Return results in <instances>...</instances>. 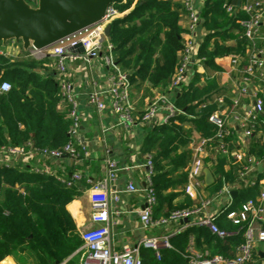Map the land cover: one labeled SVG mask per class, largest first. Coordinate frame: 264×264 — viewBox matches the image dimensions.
<instances>
[{
	"label": "trees",
	"instance_id": "1",
	"mask_svg": "<svg viewBox=\"0 0 264 264\" xmlns=\"http://www.w3.org/2000/svg\"><path fill=\"white\" fill-rule=\"evenodd\" d=\"M244 1L239 0L241 4ZM25 2L35 5V0ZM237 2L202 0L199 17L204 33L196 58L202 59L205 72H194L187 84L174 91L176 112L166 123L154 125L141 143L140 156L150 155L153 168V218L166 217L192 205L181 190L189 160L185 148L193 134L206 139L215 134L216 128L208 122L209 114L217 110L212 100L222 94L213 77L221 71L215 60L244 55L247 46L239 24L247 15ZM224 4L232 5L234 11L227 14ZM110 6L121 16L111 22L106 45L111 47L113 65L126 75L129 89L147 85L162 89L165 94L170 92V80L183 49L184 29L180 22L184 11L179 1L112 0ZM17 45L22 54L15 58L0 53V82L7 81L11 86L9 91L0 93V148L17 147L25 152L61 149L68 141L71 121L68 107L59 95L57 76L48 68L52 59H34L22 50L20 43ZM102 49V54L107 53L106 46ZM263 128L262 121L254 126L244 152L246 157L264 158V141L256 136ZM225 133L221 139H211L206 149L213 177L208 189L217 192L226 185L236 186L237 196L231 208L214 218L220 229L235 234L220 239L206 228L189 227L169 239L171 248L162 249L159 260L153 251L141 249V264H187L190 238L198 250L206 249L211 255L224 257H232L242 243L243 230L236 232L226 214L242 202L258 197L264 189V171L255 175L253 185L247 183L251 182V175L240 177L246 162H236L230 154L240 151L241 143L233 129L225 126ZM220 145L227 154L220 152ZM24 158L28 160L30 156ZM33 163L0 165V262L12 257L15 264H61L82 243L66 206L88 188L87 178L81 176L67 186L62 179H69L75 173L73 170L64 177L36 173ZM78 255L79 252L67 264L74 263ZM253 257L258 259L257 255Z\"/></svg>",
	"mask_w": 264,
	"mask_h": 264
},
{
	"label": "built area",
	"instance_id": "2",
	"mask_svg": "<svg viewBox=\"0 0 264 264\" xmlns=\"http://www.w3.org/2000/svg\"><path fill=\"white\" fill-rule=\"evenodd\" d=\"M183 11L185 25L183 49L180 54L179 62L173 73L169 90L166 94H160L150 101L139 117V123L143 126H152L154 124H164L176 112L173 100L174 91L179 86L188 83L193 73H204L201 64L202 59L196 58L198 46L203 38L204 30L201 28V18L199 17V8L195 5V0H178ZM227 14H231L234 8L230 4H224ZM241 9L247 15V18L240 21L243 29V36L246 40V50L244 55H230L229 58L230 73L236 75L239 85V94L230 99L227 103L225 95L221 94L213 98L212 102L217 110L211 112L208 116V122L215 128V134L212 138H200L190 140L187 146L189 153L188 164L184 171L186 173V182L182 187L183 196L188 198L192 205L188 208L178 209L171 212L166 217L153 218V209L156 203L153 192L151 176L152 162L150 155H145L144 167L146 169L144 186L137 189L132 182H129L124 192L136 193L142 192L144 196V207L138 212L139 226L145 234L130 247H124L121 251H115L112 246L110 233L111 215L118 214V211L110 210L109 189L110 185L116 180L118 165L114 160H107L106 172L104 176L90 186L89 202L91 205L90 225L91 227L80 232L81 246L76 251L81 254L78 264H141L140 250L148 249L154 252L157 260L160 257L162 249L171 248L169 239L176 234L183 232L189 227H203L211 234L220 239L227 238L235 231L229 232L220 229L215 223L214 218L219 216L225 210L231 208L232 197L230 192L236 189V186H224L221 190L212 193L209 196L204 187L203 170L205 168V158L208 157L206 149L211 139H221L225 133L227 120L230 118L236 123L239 130L238 140L242 148L240 151H232L231 156L236 162L245 160L246 164L242 168L240 177L251 175L257 169L264 167V158L257 159L252 156L246 157L245 151L248 147V140L253 135L256 122L264 114V50L260 48L259 41L263 39L260 29L264 28V1L245 0ZM118 13L110 7L106 10L102 21L80 33H77L57 44L44 49L32 50L29 56L32 58H42L46 55L52 59L54 69L58 79L59 95L64 104L68 107V118L71 125L68 130V141L61 149L55 150H28L17 147H1L0 155L6 158L23 157L29 155L30 158L37 156L40 159L61 160L69 159L74 162L87 160L89 150L80 142V116L78 113V103L72 84L67 76V65L70 62L101 59L104 66L111 71L108 77L109 88L108 95L111 99V110L119 118L120 123L126 126H132L135 123L133 116L134 108L129 104L128 97L130 93L129 84L125 74L121 73L113 65L110 54V46L107 47V53H103V46L98 37L103 33L105 26L118 18ZM91 38H94L92 41ZM81 43L84 52L77 53L68 51ZM244 64L243 68L241 65ZM11 88L7 81L0 82V93H5ZM248 95L252 105L243 112L238 108L243 96ZM88 104L94 106L98 111L103 109V104L98 100L95 93L87 94ZM204 108V104L201 106ZM160 115L161 121H160ZM222 154H227L223 145L219 146ZM29 158V159H30ZM8 166V164H0ZM36 173H45L39 169H34ZM81 175L72 173L66 181L70 186L73 182L79 181ZM253 185V182H247ZM246 185V183H245ZM223 199V203L221 202ZM113 200H118L114 197ZM221 206L216 208V205ZM229 223L243 230V241L235 248L232 257H224L220 254L211 255L207 250L199 251L190 238L187 251V264H249L252 261L253 251L258 243L264 242V189L257 198L248 199L226 214ZM173 226L174 230L170 233L160 232L162 229ZM158 231V234H151V231ZM62 264V263H61Z\"/></svg>",
	"mask_w": 264,
	"mask_h": 264
},
{
	"label": "crops",
	"instance_id": "3",
	"mask_svg": "<svg viewBox=\"0 0 264 264\" xmlns=\"http://www.w3.org/2000/svg\"><path fill=\"white\" fill-rule=\"evenodd\" d=\"M201 2L202 0H195V5L199 9L201 7ZM240 5L242 7L243 3L241 4L238 0L237 6ZM120 16L119 14L118 17ZM180 25L181 28L185 25L184 15L182 16ZM261 29L264 28L262 27ZM261 34L263 35V39L259 41V45L260 48L264 50V33L261 32ZM27 52L30 54L31 49ZM0 53L12 58L22 54L20 46L13 41L7 42L0 49ZM44 54L46 55L45 57H48L47 53L44 52ZM45 57L34 59L42 60ZM215 63L220 67L221 71L214 73L213 77L216 78V82L220 91H222L221 93L225 95L227 103H230V99L239 94L238 79L235 77L236 75L230 73L228 57L218 58L215 60ZM48 68L56 75L53 63L48 66ZM110 74L111 71L104 66L100 58L97 60H89L88 62H70L67 65V76L72 84L78 103L80 142L87 147L90 153L87 160L74 162L64 158L53 161L40 159L37 156H34L32 160H25L26 158L23 157L15 156L6 158L0 155V164L23 166L29 161H34V167L32 168L39 169L45 173H53L57 176L64 177V175L71 172L70 170H73L75 173H79L81 176L86 177L88 188L66 206L80 234L81 231L91 227L89 223L92 212L89 202L90 186L104 176L107 160H114L119 170L116 180L110 185L109 189L110 210L118 211L119 213L111 215L110 233L113 249L115 251H121L124 247H130L136 244L145 234V232L140 229L138 221V212L144 207L143 193L139 191L133 194L124 192L129 182H132L137 189L143 188L146 169L144 167L145 156H140V146L152 127L158 124L157 122V124L152 126H143L139 123V117L150 101L156 96L165 93L162 89L150 88L147 85H143L137 90L131 88L128 101L134 108L133 116L135 123L132 126L123 125L111 110V99L107 93L109 88L108 77ZM91 92L95 93L98 100L103 104V109L101 111H98L94 106L88 104L87 94ZM166 93H168V90ZM251 105L252 102L249 96L245 95L240 100L238 111L241 113ZM161 116L162 115L159 117L160 121L162 118ZM260 121L263 122L264 127V119L262 117L255 125H258ZM227 126L234 130V135L238 139L240 133L236 123L229 118L227 120ZM256 136L264 141V128L263 130L260 129ZM197 138L198 136L193 134L191 140H196ZM185 150H187V147ZM207 159L208 157L205 158L204 170H209L210 168V163ZM228 163H230L229 160ZM262 171H264V167L251 173V182L255 179V175ZM204 187L209 196L215 193L209 190L208 186L205 184ZM233 191H236V189ZM114 197L118 200L117 202L113 200ZM233 199L234 198H232V200ZM181 200L182 199L179 198V201ZM221 202L223 203V199H221ZM220 206L221 203H218L216 208ZM174 228L173 226H168L160 232L167 234L172 232ZM158 233L159 232L155 230L151 231V234ZM205 250L206 249L199 251ZM77 253L75 252L71 258ZM253 253V256L257 255L258 259L252 256V261L249 264H264V242L258 243ZM80 258L81 254L79 253L72 264H78ZM69 259L67 258L62 264H67ZM0 264H15V262L12 257H6Z\"/></svg>",
	"mask_w": 264,
	"mask_h": 264
},
{
	"label": "water",
	"instance_id": "4",
	"mask_svg": "<svg viewBox=\"0 0 264 264\" xmlns=\"http://www.w3.org/2000/svg\"><path fill=\"white\" fill-rule=\"evenodd\" d=\"M111 2L112 0H35V5L32 6L25 0H0V46L13 41L20 43L25 52L30 49H47L100 23ZM109 31L110 25H107L98 37V41L104 46ZM261 32L264 33V29ZM68 51L84 52L81 43ZM262 118L264 119V114ZM203 174L204 184L212 185L210 171L203 170ZM230 195L235 198L236 191H231Z\"/></svg>",
	"mask_w": 264,
	"mask_h": 264
}]
</instances>
